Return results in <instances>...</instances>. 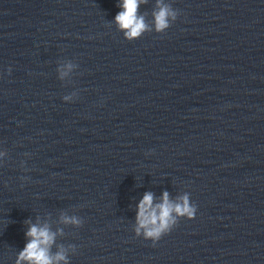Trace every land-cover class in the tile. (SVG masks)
I'll return each mask as SVG.
<instances>
[{"label": "clouds", "instance_id": "obj_1", "mask_svg": "<svg viewBox=\"0 0 264 264\" xmlns=\"http://www.w3.org/2000/svg\"><path fill=\"white\" fill-rule=\"evenodd\" d=\"M143 3H147V0H119L117 5L121 10L115 16V23L124 33L125 38L130 41L153 30L163 33L177 19L178 11L173 9L171 4L165 3L164 0H156L157 10L152 13L153 26H149L145 22V17L139 14V7ZM65 67L70 70L72 65L67 64ZM66 74L62 72L61 77ZM64 99L67 100L68 97ZM196 210V205L190 201V195L187 193L173 201L169 199L168 192H164L162 201L154 204L153 194L146 192L137 205L135 234L137 237L142 236L145 240H151L155 246L162 236L177 226L181 218L194 219ZM61 220L65 224L77 226L81 224V221L74 216H62ZM28 223L29 228L25 233L28 242L19 252L16 264H24V262L26 264H69V257L63 246H59L55 253L52 252L57 233L53 232L47 224ZM58 231L62 234V230ZM70 247L74 250V246Z\"/></svg>", "mask_w": 264, "mask_h": 264}]
</instances>
